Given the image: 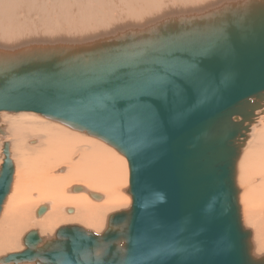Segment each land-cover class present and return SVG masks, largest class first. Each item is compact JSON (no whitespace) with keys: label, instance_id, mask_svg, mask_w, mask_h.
I'll list each match as a JSON object with an SVG mask.
<instances>
[{"label":"water","instance_id":"1","mask_svg":"<svg viewBox=\"0 0 264 264\" xmlns=\"http://www.w3.org/2000/svg\"><path fill=\"white\" fill-rule=\"evenodd\" d=\"M258 111L264 0L96 39L0 47V113H35L106 142L127 160L130 196L101 232L31 229L0 264H264L236 183ZM1 152L0 212L15 170L9 141Z\"/></svg>","mask_w":264,"mask_h":264},{"label":"bare ground","instance_id":"2","mask_svg":"<svg viewBox=\"0 0 264 264\" xmlns=\"http://www.w3.org/2000/svg\"><path fill=\"white\" fill-rule=\"evenodd\" d=\"M48 1L55 6L56 11L69 17H73L76 10L82 11L87 7L91 9L92 6V16L90 12L80 16L81 21L76 25L73 40L95 39L97 35L80 40L83 31L97 26L93 20V16H98L93 10L95 0H74L76 3L70 0ZM233 1L237 0H205L198 7L196 0H184L182 10L169 12V0H98L102 3L103 10H109L108 7L111 6L118 12L126 31L146 28L165 19L190 18L220 3ZM44 2V0H0V47H19L26 43L19 35L20 31L12 30L8 19L14 15L17 8H21L24 13L41 14L44 11L42 6ZM107 17L103 15L102 19L106 20ZM116 34L108 29L105 31V36ZM2 113H0V124L5 127L6 133L4 137L0 136V146L2 148V140L10 142V157L15 170L10 192L0 212L1 256L6 247H16V235L19 236L17 231L20 228L25 229L24 225L30 220L29 215L38 204L48 207V213L33 220L31 224L39 228L42 233L40 235L49 237L54 234L55 226L64 222L78 224L99 233L103 230L100 225L103 218L124 204H128V201L130 203V199L128 200L122 193L128 195L126 193L129 175L127 160L115 148L100 139L97 140L96 137L87 134L86 136L84 132H77L58 122L36 116L35 113V115L30 112L13 113L15 115H11L10 112L8 113L10 115ZM247 135L248 138L237 162L236 183L239 189H242L239 194V202L243 203L241 212L244 211L242 220L249 223L250 208L255 210L260 228L258 232L261 233L258 245L262 249L264 246V111L257 112ZM0 153L1 160L3 157L1 150ZM55 168L57 173H53ZM74 183L83 184L84 191L72 193L70 189ZM90 193L99 195L100 200L91 199ZM28 224L30 225V222Z\"/></svg>","mask_w":264,"mask_h":264},{"label":"rangeland","instance_id":"3","mask_svg":"<svg viewBox=\"0 0 264 264\" xmlns=\"http://www.w3.org/2000/svg\"><path fill=\"white\" fill-rule=\"evenodd\" d=\"M44 1L45 2L42 5L43 9H44L43 13H41V14H36L34 12H25L24 13L21 8H17L14 15L8 19L10 21L12 30H14L15 32L20 31L19 35L25 39L26 43H29V42L34 43V42H38V41H48V42L52 43V42H55V41L60 40V39L73 40V36H74L75 30H76V25L79 24L81 21L80 16L82 14L88 13V12H90V15H91L92 6H91V9H87L88 8L87 7L85 10H82V11L76 10L73 17H69L65 14H62V13L56 11L55 6L50 1H48V0H44ZM70 1L76 3L74 0H70ZM196 1L198 2V7H200V4L205 0H196ZM93 4H94L93 10L96 13H98L97 17L93 16V20L97 24L98 27L93 26V27L83 31L81 36H80V40H83L86 37H94L96 35L97 36L95 37V39L98 37L105 36L106 29H108L112 33H117V34L118 33L121 34V33L126 32L122 18L120 17V15L118 14V12L116 10H114L111 6L108 7L109 10H103L102 3L98 2V0H95V2ZM183 5H184V0H169V3H168L169 12H179L180 10L183 9ZM102 11H103V13H102ZM103 15L108 16L106 20L102 19ZM5 113L8 114L9 112H3L2 114H5ZM16 114H18V113H16ZM8 115H10V114H8ZM11 115H15V114L11 113ZM36 116H39V115L36 114ZM0 122H1V120H0ZM3 128L5 129L4 126H3ZM82 134H84V133H82ZM84 135H86V134H84ZM97 140H99V139H97ZM29 144H31V143H29ZM0 150H1V146H0ZM1 160H2V157H1ZM1 160H0V164H1ZM127 166H128V164H127ZM57 167H59V166H57ZM56 168L53 170V173H57ZM128 178H129V175H128ZM74 186H79L81 188L85 187L81 183H79V184L74 183L72 187H74ZM72 187L70 189V191L72 193H74V192L78 193V192L84 191V190L72 191ZM122 193L125 195V197L128 198V200L130 199V196L127 192L126 193L128 195H126L125 192H122ZM90 198L95 200V201L100 200L99 198H93L91 196H90ZM239 200H240V198H239ZM128 204H130L129 201H128ZM128 204H124L119 209L127 208L129 206ZM241 204L243 206V203H241V201H240V205ZM39 206H41V205L40 204L36 205L33 208L31 215H29L30 225L28 224L29 223L28 222L27 224H25L26 226L24 225V227H25L24 230H23V228H20L21 230L19 229L17 231V234H19V236L16 235V237H17L16 238L17 239L16 240V242H17L16 247H6L5 251H2V255H5L6 253H9V252L19 251V250L23 249L22 236H24V234L27 231H29L31 229H37L39 234H42V233H40L38 227L32 226V224H31V222L33 220L42 217L48 211V207H46L45 212L43 214H41L40 216H37L36 210L34 211V209H37ZM250 210H251V216H250L249 223H246L243 220V224L252 230V240L254 242L255 252L257 251L259 254H261V253H264V246H262V249H261L260 246L258 245V241L260 240V236H261V233L258 232L260 230L259 224H258V219L255 215V210L252 208H250ZM242 211H243V209H242ZM243 212H242V215H243ZM69 213L72 214V212H69ZM69 213H67V214H69ZM106 218L107 217L103 218L102 222H100V225L103 229L106 225V222H105ZM242 218H243V216H242ZM64 223H60L55 227L57 228L60 225H64ZM65 224H67V223H65ZM21 231H23V232H21ZM16 242H15V244H16Z\"/></svg>","mask_w":264,"mask_h":264}]
</instances>
